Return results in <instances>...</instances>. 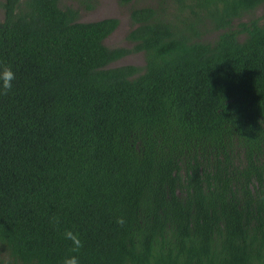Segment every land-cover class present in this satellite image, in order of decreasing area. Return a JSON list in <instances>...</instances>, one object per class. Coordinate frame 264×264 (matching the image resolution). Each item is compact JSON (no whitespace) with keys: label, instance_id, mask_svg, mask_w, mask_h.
<instances>
[{"label":"trees","instance_id":"trees-1","mask_svg":"<svg viewBox=\"0 0 264 264\" xmlns=\"http://www.w3.org/2000/svg\"><path fill=\"white\" fill-rule=\"evenodd\" d=\"M163 3H0V264H264V0Z\"/></svg>","mask_w":264,"mask_h":264},{"label":"rangeland","instance_id":"rangeland-1","mask_svg":"<svg viewBox=\"0 0 264 264\" xmlns=\"http://www.w3.org/2000/svg\"><path fill=\"white\" fill-rule=\"evenodd\" d=\"M3 0H0V3ZM84 0H61L62 5L72 6L79 9L80 21H95L103 18L113 17L119 20L117 29L105 39V44L109 47H132L133 44L128 41L127 35L133 28V23L130 18L131 8L141 6L155 7L158 5H165L163 0H130L124 2L123 0H86L94 5L92 9L85 8L82 3ZM4 16L3 9L0 4V19ZM259 18L261 22L264 21V5L258 7L251 15H246L242 20L247 21L250 18ZM237 23V22H235ZM216 33L206 35L204 41H212ZM245 35H240L244 38ZM133 64L142 67L145 64V57L143 52L131 53L120 60L114 62L112 65Z\"/></svg>","mask_w":264,"mask_h":264},{"label":"clouds","instance_id":"clouds-1","mask_svg":"<svg viewBox=\"0 0 264 264\" xmlns=\"http://www.w3.org/2000/svg\"><path fill=\"white\" fill-rule=\"evenodd\" d=\"M15 79L16 73L10 66L4 65L0 67V94L7 95L11 92ZM56 222L58 223V219ZM116 222L121 226L125 223L123 217L118 218ZM64 238L72 242V246L69 250L71 253L78 254L84 246L79 234L72 230H65ZM62 264H80L79 257L78 255L66 256Z\"/></svg>","mask_w":264,"mask_h":264}]
</instances>
